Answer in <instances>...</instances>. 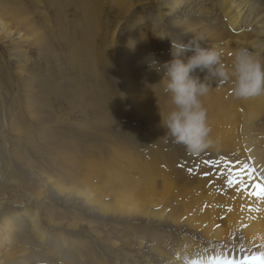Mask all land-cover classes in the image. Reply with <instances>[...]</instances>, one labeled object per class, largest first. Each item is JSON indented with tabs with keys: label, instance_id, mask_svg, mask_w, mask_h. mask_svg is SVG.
Returning a JSON list of instances; mask_svg holds the SVG:
<instances>
[{
	"label": "bare ground",
	"instance_id": "bare-ground-1",
	"mask_svg": "<svg viewBox=\"0 0 264 264\" xmlns=\"http://www.w3.org/2000/svg\"><path fill=\"white\" fill-rule=\"evenodd\" d=\"M45 1L52 15L59 19L56 30L61 37L60 50L67 49L63 54L49 51L53 43L47 44L44 38L41 46L45 47L43 57L50 63L47 69L58 68L59 58L64 60L62 71L74 73L81 80L80 88L85 94L78 100L88 103L78 105L81 113L67 111L58 116L48 113V108L33 109L35 102L42 106L45 98L31 96L30 88L34 86L28 88L30 84L25 81L21 96L26 111L17 113L13 98L9 99L14 106L2 113L0 132V139L7 144L0 165V264H23L22 258L30 252L25 247L28 241L42 246L55 240L48 231L57 233L60 245L81 262L89 255V241L92 246L107 243L115 253L118 250L119 257L110 256L114 264L126 260L150 264L124 254L117 242H107L95 234V228L105 227V222L114 223L106 228L113 231L116 222L123 219L143 225H149L151 219L152 229L160 233L168 230L189 235H179L181 248L172 246L173 241L162 235L146 246L137 244L138 248L146 247L158 264H229L196 257L201 252L198 238L221 237L220 230L214 228V213H224L228 219L222 223L232 232L238 231L244 242H253L256 233L264 239V197L253 194L254 186L264 185V94L238 99L231 94L229 83L213 85L201 97L213 145L193 155L183 145L163 137L160 116L173 105L162 85L157 84L161 75L148 67L150 59L163 63L172 58V41L187 43L192 39L203 47L222 48L226 64L231 63L233 52L241 47L248 48L264 63V0ZM1 4L0 40L21 39L24 34L11 31V23L23 25L30 18H19L23 10L17 9L16 4L14 9ZM145 4L148 11L143 16ZM110 15L117 25L110 31L111 36L103 20ZM130 17L132 34L127 36L132 41L126 49L120 47L125 42L120 43L117 29L121 19ZM65 21L67 27L63 28ZM27 26H23L25 34L34 32ZM106 37H111L110 42L115 40L117 48H110L105 55L101 46ZM106 62L110 64L107 69ZM24 65L13 63L18 77L22 76ZM100 66L106 73L97 71ZM1 67L0 78L5 82ZM109 77L130 107L148 117L150 128L145 145L137 142L134 132L114 124L104 125L105 91L113 85ZM36 87L39 94L52 102L71 100L70 94L60 93L53 83H46L41 77ZM129 151L134 152V157ZM157 180L164 196L156 198ZM47 192L59 209L45 200ZM155 206L157 211L152 212ZM248 214L257 220L254 224L244 218ZM68 234L83 240L67 239ZM127 241L124 239L121 244L126 246ZM42 257L49 255L44 253ZM55 259L62 260L58 256L51 258L54 262Z\"/></svg>",
	"mask_w": 264,
	"mask_h": 264
},
{
	"label": "rangeland",
	"instance_id": "rangeland-1",
	"mask_svg": "<svg viewBox=\"0 0 264 264\" xmlns=\"http://www.w3.org/2000/svg\"><path fill=\"white\" fill-rule=\"evenodd\" d=\"M0 3H2L3 5H8L7 7H11L13 9L16 8V5H18L19 7L17 6V9H21L23 11H26L24 8H27V11L25 13H22L23 11L19 12V14H20L19 18H22V19L23 18L25 19L28 17L30 18L29 19L30 22H28V19H25L26 22L23 25H19L15 22L13 24L10 22L11 23V31H15V30L19 31L20 30L21 34L22 35L24 34L21 39H19V40H12V39L11 40H8V39L0 40V57H1L0 58V65L2 66L1 67V72L3 74L2 76H4V78H5V82H4V79L0 78V128H1L0 132H2L1 121L4 122V119H2V117H1L3 112H7V110L13 108L14 105H16L15 106L16 108L14 107V109L17 113L23 114L24 109L26 111V105H25L23 98L21 96L22 95L21 89L25 90V88H24L25 83L30 84V86H27L28 88L34 86L33 89L30 88L31 91L33 90L31 93V96L34 95V97L37 96V97H42V98L46 99V101L44 99V104L40 107L36 106V102L34 105L32 104L33 109L42 111V110H46V108H48L47 109L48 113L50 111L52 113H55V115H57L58 113L65 114L67 111L69 112V114L81 113V109L78 107V105L81 104V106H82L83 103H88V100H78V98H81V95L85 94L84 91L80 88L82 85L81 80L78 81L77 77L75 76L74 73H69L68 71H66V72L62 71V67H64L63 69H65V64H64V60H60V58L58 60V65H57L58 68L57 67L56 68H50L48 70L47 67L50 66V63H48L45 60V57H43V55H42L45 53L44 52L45 47L41 46V42H42V40L44 41V38H45V40H47L46 41L47 44L49 42L53 43V45L49 48V51L53 50V51H56V52L62 53V54L64 52H67V49H64L63 51L60 50V47H61L60 45H62L61 44V37L58 34V30H56V29H58V25H57V22L59 20L58 17H54L52 15L53 13L47 7L45 0H0ZM147 7H148L147 4L143 5L142 10L144 9V11H145V12L142 11L143 16L148 11ZM26 13H27V15H26ZM110 16H107L106 19L103 18L104 24L106 26H108L106 29L108 31L109 36H111L110 31L112 33V31L115 29L114 27L115 26L117 27V25H115V23L111 19L112 16L111 17ZM46 19L49 20V22H51L52 24H50L49 22H46ZM111 22H112V24H111ZM119 22L120 23H119V27L117 29V31H118L117 32L118 33L117 38L120 37V39H121L120 43L121 42L123 43V41L125 42L124 44H120V45H122L120 47L126 48V46L132 41L131 36L130 35L127 36V35L132 31L131 25L133 22V18L130 17V19L129 18L121 19ZM25 24L28 25L27 27L34 30V32H31V34H30V32H28V30H27L28 33L25 34L26 31L23 28V26ZM48 25H50V27ZM35 27H36V29H35ZM66 27H67V25H66V21H65V26L63 28H66ZM37 28H38V30H37ZM53 29H54V32L52 31ZM130 34H132V32ZM32 35H33V37H32ZM50 35H52V37H51L52 39L50 38ZM25 38H27V41ZM110 38L111 37H106L104 43H102V46H101L102 53L104 52V50H106L105 55H106V53L110 52V48L113 50H114V48H117L115 40L113 42H110V40H111ZM123 38H124V40H123ZM127 41H128V43H127ZM130 45H131V43H130ZM98 49H100V47ZM128 50H129V52H131L132 48L130 47V48H128ZM126 52H127V50H126ZM107 59L109 62L108 56H107ZM19 62H21V64H23V65L26 63L27 64H26V66L25 65L23 66L22 76L18 77L19 74L13 70V63H19ZM108 65L110 66V64L107 63V65L105 66L106 69L108 68ZM92 68H93V66H92ZM97 69H98L97 71H99V72L106 73L105 68H102L101 66ZM93 70H94V68H93ZM6 75H8V76H6ZM40 77L46 83H53L55 85V88L60 93H63V91H65L67 94H70L69 97L71 100L66 102V101H61L60 99H57L56 101L52 102L50 99H47L45 97V95L39 94L38 91H40V90L38 87H36V85L39 84ZM6 78H8V80H6ZM24 81H25V83H24ZM108 81H112L110 83L111 84L113 83V85H111V89H109L108 91L107 90L105 91L107 93V95L105 96L106 101L104 100L105 102L102 105L104 125L109 126L111 124H114L119 129L125 128L126 131L134 132L136 139H137V142L140 145H145V143L147 141L146 134H147L148 129L150 128L148 117L143 113L137 112L134 107H132V108L130 107V104L127 103L126 99L121 95L120 90H118V88L115 86V83L113 82L111 77H109ZM21 83H23L24 86L23 85L21 86L20 85ZM93 83L95 84L94 80H93ZM71 95L76 97V101H75V99L72 98ZM12 98L14 101V105H13L12 101H9V99H12ZM18 101L19 102L23 101V102H22V104H21V102L19 104ZM19 107L21 108V110ZM94 107H95V105L92 106V108H94ZM109 133H115V132L110 131ZM7 136L9 138L14 139L9 134H7ZM261 145H262V150L264 151V127L262 129V143H261ZM6 147H7V144H5L0 139V165L4 161V153H5ZM131 150H133V149H131ZM129 153H131V156L134 157L133 151H129ZM246 163H249V162L247 161ZM133 178L138 180L140 177L136 178L134 176ZM158 184H159V180H157V183L155 185L156 198L164 196V193L159 188ZM263 187H264V185H263ZM47 194L48 195H47L45 200L48 202V204L49 205L51 204L52 206H55L56 208L59 209L60 206L53 204L55 201H54V197L52 196V194L49 192H47ZM151 211L156 212L157 206H155L154 208H151ZM77 215L79 216V214H77ZM232 216H236V214L233 213ZM211 217L214 220V228H218L220 230L221 237L218 239H215V238L200 239V238H198L197 240H198V242H200V246L198 248L201 250V252H199L198 256L195 255L196 257H199L201 259L202 258H204V259L205 258L206 259L207 258H209V259L214 258L217 261H220L223 263L227 262L229 264H250L249 262L252 261V258L256 257L257 261L255 262V264H259V259L261 258V255L264 254V239L260 238L261 236L259 233L255 234L253 239H255V238L256 239L253 242L247 243V242H244L242 239H240L238 231L232 232L230 227H227V226H225V224L222 223V222L227 221V219H228L224 213H214V214H212ZM244 218L246 219V221L248 223H252V224H254L257 221L256 219L252 218V214H250V215L248 214V217H244ZM259 218H261V217H259ZM91 222L94 225L98 224V221H91ZM105 223H108L105 225V227H101L99 229L95 228V234L99 235L103 239H106L107 242L108 241L117 242V246H119V248L121 249V251L124 254H127L129 256H137L143 260H146L150 264H158L157 258L149 255L150 253L146 250V247L145 248H142V247L138 248L137 244L138 245L142 244V246H146L148 244V242L155 241L154 238H157L158 236L162 235L164 238L165 237L167 238V239L165 238L167 241H170V240L173 241V243H171L172 246L181 248V244H180V242H178L179 235L183 236L184 238L189 237V235H186L184 233H177L174 231L169 232L168 230H164V229H163L164 232L160 233L158 231V229H152L154 222H151V219H150L149 225L133 224L132 222L128 221L127 219H123L122 221L121 220L117 221L115 224V229L117 231L115 229L113 231L106 229L107 227L110 226L109 224H111L113 222H111V223L105 222ZM121 225H122V227H121ZM111 226H114V223L111 224ZM145 226H147V227H145ZM104 228L106 229L105 231H103ZM74 234H68L67 239H71V240L81 239V240H83V238H76L74 236ZM84 234L87 235V233H84ZM48 235L55 238V240L50 241L48 244L45 243L42 246L35 245V243H32L30 241H28L26 243L25 247L30 252H28L27 257L22 258V261H25V262H23V264H66V263H68V264H87L88 261H90V259H91V262H89L88 264H90V263H92V264H114L113 261H111V257L113 255L115 257H119L121 255L118 250L115 253V250H113V248L110 247L107 243H104L102 246L98 247L95 245L92 246L91 243L88 241L89 247L87 246L86 252H87V255L88 254L89 255L84 258V259H86L85 262L83 260H82L83 262H81L80 260L77 259V257L73 256L71 253H68L66 246L60 245V242L58 240H56V237L59 236L57 233H55V232L50 233L48 231ZM172 238L174 240H172ZM124 239L128 240L127 241L128 245H126V246H123L121 244L122 240H124ZM174 241H176V242H174ZM35 242H36V240H35ZM176 244H178V245H176ZM105 245H107V246H105ZM95 247H97V248H95ZM29 253H33V254L30 255ZM44 253H47L49 255V257H42ZM196 253H198V251H196ZM111 254H112V256H111ZM106 255H108V256H106ZM168 255L169 254H167V256ZM57 256H58V258L61 257L62 260L60 261L58 259H55V262H54V260H51L52 257L57 258ZM48 258H50V259H48ZM209 261H211V260H209ZM119 263L120 264H142L138 260H137V262L126 260V261H122Z\"/></svg>",
	"mask_w": 264,
	"mask_h": 264
},
{
	"label": "clouds",
	"instance_id": "clouds-1",
	"mask_svg": "<svg viewBox=\"0 0 264 264\" xmlns=\"http://www.w3.org/2000/svg\"><path fill=\"white\" fill-rule=\"evenodd\" d=\"M223 54L222 48L203 47L196 39L187 43L172 41L170 60L148 62L149 69L161 75L157 84L162 85L163 93L173 105L160 116L163 137L183 145L193 155L213 145L207 113L201 103V97L213 85L229 83L231 94L238 99L264 94V63L254 53L245 47L238 48L230 64L224 62Z\"/></svg>",
	"mask_w": 264,
	"mask_h": 264
},
{
	"label": "snow or ice",
	"instance_id": "snow-or-ice-1",
	"mask_svg": "<svg viewBox=\"0 0 264 264\" xmlns=\"http://www.w3.org/2000/svg\"><path fill=\"white\" fill-rule=\"evenodd\" d=\"M253 194L257 195L258 197H264V187H261L259 185L254 186ZM256 261H257V258L253 257L250 264H255ZM259 264H264V254L261 255V258L259 259Z\"/></svg>",
	"mask_w": 264,
	"mask_h": 264
}]
</instances>
